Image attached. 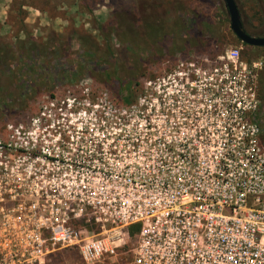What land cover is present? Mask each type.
<instances>
[{"label": "built area", "instance_id": "1", "mask_svg": "<svg viewBox=\"0 0 264 264\" xmlns=\"http://www.w3.org/2000/svg\"><path fill=\"white\" fill-rule=\"evenodd\" d=\"M262 71L181 62L58 147L0 143V264H264Z\"/></svg>", "mask_w": 264, "mask_h": 264}, {"label": "rangeland", "instance_id": "2", "mask_svg": "<svg viewBox=\"0 0 264 264\" xmlns=\"http://www.w3.org/2000/svg\"><path fill=\"white\" fill-rule=\"evenodd\" d=\"M235 1L247 33L264 38V0ZM173 4L174 12L179 13L183 20L192 14L210 18L218 35L206 47L205 53L199 52V48L205 49V43H202L192 45L193 49L176 50L169 59L150 64L145 68L140 83L155 82L163 72L181 62L206 58L214 61L231 49L241 48L243 60L248 63L258 60L263 62L259 83L264 146V48L246 47L237 39L231 30L230 17L223 0H13L0 3V48L7 51L17 39L32 38L45 43L52 32L64 41L74 32L90 35L104 48L98 26L111 22L114 13L141 17L157 10L158 14H164ZM113 42L115 49L122 48L118 41ZM10 63L13 66L6 77L8 82L10 78L11 86L18 81L13 76L18 61ZM6 85L2 89L9 91ZM51 88L46 87L36 99L30 97L29 102L17 99L13 103L6 101L5 105L0 102V143L3 146L58 147L61 142L58 134L75 128L67 124L70 117L89 119L91 116L96 118L115 114L113 106L117 99L98 80L85 79L69 83L68 86H57L53 90ZM139 93L140 86H137L136 98ZM6 95L2 93L1 98L6 99ZM50 264L83 263L77 252L63 250L56 253Z\"/></svg>", "mask_w": 264, "mask_h": 264}, {"label": "trees", "instance_id": "3", "mask_svg": "<svg viewBox=\"0 0 264 264\" xmlns=\"http://www.w3.org/2000/svg\"><path fill=\"white\" fill-rule=\"evenodd\" d=\"M174 5L164 14L157 10L141 17L114 13L111 22L98 26L104 48L90 35L77 32L66 41L52 32L45 43L17 39L7 51L0 48L1 104L15 99L29 102L30 97L36 99L48 86L95 79L118 101L129 105L136 98L135 87L146 67L169 59L176 50L193 49L192 45L205 43V49L199 48L205 53L218 35L210 18L192 14L183 20L174 12ZM114 40L122 45L121 49L114 48ZM14 60L18 63L13 76L18 81L10 86L12 82L6 75ZM5 85L9 91L2 89ZM2 93L8 95L6 99L1 98Z\"/></svg>", "mask_w": 264, "mask_h": 264}, {"label": "water", "instance_id": "4", "mask_svg": "<svg viewBox=\"0 0 264 264\" xmlns=\"http://www.w3.org/2000/svg\"><path fill=\"white\" fill-rule=\"evenodd\" d=\"M230 17L231 30L237 39L249 46L254 48H264V38H257L251 36L244 28L242 18L240 16L237 3L235 0H223Z\"/></svg>", "mask_w": 264, "mask_h": 264}, {"label": "crops", "instance_id": "5", "mask_svg": "<svg viewBox=\"0 0 264 264\" xmlns=\"http://www.w3.org/2000/svg\"><path fill=\"white\" fill-rule=\"evenodd\" d=\"M13 0H0V3H4V2H12Z\"/></svg>", "mask_w": 264, "mask_h": 264}, {"label": "flooded vegetation", "instance_id": "6", "mask_svg": "<svg viewBox=\"0 0 264 264\" xmlns=\"http://www.w3.org/2000/svg\"><path fill=\"white\" fill-rule=\"evenodd\" d=\"M144 84H146V83H140L139 86L144 85ZM59 86H60V87H64V86H68V85H65V84H64V85H59Z\"/></svg>", "mask_w": 264, "mask_h": 264}]
</instances>
